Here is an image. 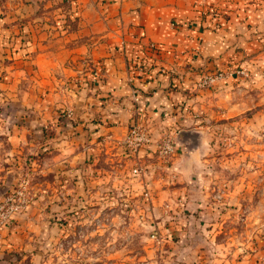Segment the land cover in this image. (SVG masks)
<instances>
[{"label":"rangeland","instance_id":"1","mask_svg":"<svg viewBox=\"0 0 264 264\" xmlns=\"http://www.w3.org/2000/svg\"><path fill=\"white\" fill-rule=\"evenodd\" d=\"M5 54L0 66V264H170L167 256L185 249L201 255L194 258L197 264H264V84L251 83L246 65L197 70L193 94L224 88L213 94L219 100L208 110L214 112L182 121L185 128L172 135L149 132L150 153L130 152L123 143L127 132L116 138L118 146L103 134L98 154L86 152L85 163L92 165H85L80 184L72 189L70 173L67 192L58 195L52 181L56 149L32 145L42 138L24 130L30 122L24 96L34 67L25 73ZM134 61L142 75L154 65ZM229 76L244 80L238 84L241 93L221 86ZM233 103L244 109L236 113ZM60 119L54 116L51 123L73 122L65 113ZM192 123L196 126H188ZM165 142L173 147L167 157L158 153ZM152 163L163 180L156 190L147 188L145 199L144 186L137 183L141 173L132 169ZM170 220L172 242L163 238L170 234Z\"/></svg>","mask_w":264,"mask_h":264},{"label":"crops","instance_id":"2","mask_svg":"<svg viewBox=\"0 0 264 264\" xmlns=\"http://www.w3.org/2000/svg\"><path fill=\"white\" fill-rule=\"evenodd\" d=\"M5 52L24 72L34 67L24 96L30 120L24 130L42 138L32 145L56 149L52 181L64 195L70 173L72 189L82 181L85 165H92L85 163L86 152L98 154L103 134L118 146L116 138L133 123L147 134L172 135L185 128L182 121L214 112L208 110L213 94L224 88L193 94L197 70L246 65L251 83L264 84V0H0V66ZM136 59L154 64L149 74L136 69ZM243 81L229 76L220 83L241 93ZM238 105L232 104L236 113L244 109ZM66 112L71 124L51 123ZM153 146L144 145L138 157ZM153 164L143 165L151 170L139 176L142 192L163 180ZM166 226L164 241L172 242V220ZM195 252L185 249L167 259L197 264L201 255Z\"/></svg>","mask_w":264,"mask_h":264},{"label":"built area","instance_id":"3","mask_svg":"<svg viewBox=\"0 0 264 264\" xmlns=\"http://www.w3.org/2000/svg\"><path fill=\"white\" fill-rule=\"evenodd\" d=\"M66 116H70V112L65 113ZM123 143L126 145L127 149L130 152H138L139 149H141L144 145L147 143H150V138L146 132V128L143 127L140 124L133 123L130 128L128 129L126 135L123 138ZM172 144L171 143H164L162 145H158V153L160 156L167 157L172 154ZM146 169L140 165H136L132 169V172L134 174H139V173H145ZM143 197L146 199L149 198V190L146 188L143 191ZM155 241L159 244L162 243V239L160 236H158L155 232L152 233L151 235Z\"/></svg>","mask_w":264,"mask_h":264},{"label":"water","instance_id":"4","mask_svg":"<svg viewBox=\"0 0 264 264\" xmlns=\"http://www.w3.org/2000/svg\"><path fill=\"white\" fill-rule=\"evenodd\" d=\"M178 145H179V143L176 142V140H175V144H174V146L177 147Z\"/></svg>","mask_w":264,"mask_h":264}]
</instances>
